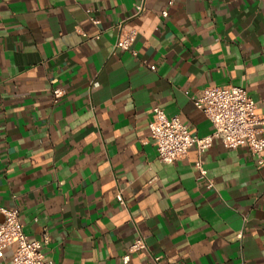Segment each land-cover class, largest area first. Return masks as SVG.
Here are the masks:
<instances>
[{
	"label": "crops",
	"instance_id": "0c3cea01",
	"mask_svg": "<svg viewBox=\"0 0 264 264\" xmlns=\"http://www.w3.org/2000/svg\"><path fill=\"white\" fill-rule=\"evenodd\" d=\"M121 27L135 55L115 47ZM224 85L264 117V0H0V207L54 264H124L138 236L128 264H264L249 149L214 139L168 164L150 134L159 106L210 135L194 99Z\"/></svg>",
	"mask_w": 264,
	"mask_h": 264
},
{
	"label": "built area",
	"instance_id": "2783aa9c",
	"mask_svg": "<svg viewBox=\"0 0 264 264\" xmlns=\"http://www.w3.org/2000/svg\"><path fill=\"white\" fill-rule=\"evenodd\" d=\"M141 9L138 7L139 11ZM87 12L91 10L88 9ZM162 14L166 16L167 11ZM91 19L98 23L94 17ZM136 36V29H122L115 47L135 55L132 45ZM53 93L55 98H60L64 90L56 88ZM194 103L212 122L214 131L210 135H193L178 116H167L159 106L153 108L149 129L160 162L174 163L184 158L192 147H196L202 154L212 145L214 139H220L228 149L248 148L258 167H264V117L256 112V102L245 87L208 86L199 98L194 99ZM196 167L200 177L206 178L207 171L200 160ZM207 185L211 187L212 183L209 181ZM120 202L124 203L123 200ZM10 247H14L11 264H54L52 259L46 258L42 253V242L30 239L24 231L19 210L0 207V257ZM140 250H148L142 236H138L123 255V263L128 264L131 254ZM153 260L155 264H172L164 261L160 255H154Z\"/></svg>",
	"mask_w": 264,
	"mask_h": 264
}]
</instances>
